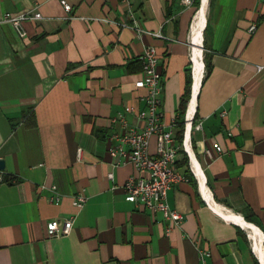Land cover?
<instances>
[{
	"label": "crops",
	"instance_id": "1",
	"mask_svg": "<svg viewBox=\"0 0 264 264\" xmlns=\"http://www.w3.org/2000/svg\"><path fill=\"white\" fill-rule=\"evenodd\" d=\"M66 1L70 11L61 0H0V19L42 14L23 23L25 37L0 23V264H262L248 230L224 214L257 226L264 248V0H208L199 41L193 25L202 0H131L144 34L122 25V0ZM150 45L163 73V120L186 145L175 164L185 178L168 196L184 215L175 225L126 199L127 179L148 173L111 154L123 132L113 118L126 106L129 126L147 125L138 114L147 90L135 82ZM81 190L89 199L77 208ZM70 217L69 234H48L49 222Z\"/></svg>",
	"mask_w": 264,
	"mask_h": 264
},
{
	"label": "built area",
	"instance_id": "2",
	"mask_svg": "<svg viewBox=\"0 0 264 264\" xmlns=\"http://www.w3.org/2000/svg\"><path fill=\"white\" fill-rule=\"evenodd\" d=\"M66 11L72 9L71 4L66 0H61ZM185 5H193L195 0H182ZM127 7L128 20L122 25L134 28L139 34L150 33L140 26L138 17L135 14L131 0H122ZM42 18V14L36 8L25 10L22 12H6L0 19L1 22L12 24L19 32L20 36L27 35L23 27V23L27 20H38ZM256 24H252L249 28L251 32L256 30ZM161 36L160 33H154ZM143 62V74L141 78L136 80L137 87L145 88L146 108L138 114L147 121L144 128L129 126L126 119V112L132 111L133 107L128 105L125 113H120L113 118L114 122H120L123 126L122 134L115 135L119 143L111 148V154L117 158L116 163L122 164L126 161L132 162L139 170L146 171L148 176L138 177L130 176L125 182L123 188L125 197L128 201L138 206H144L152 212L161 211L164 218L171 225L180 224L184 220V215L169 203V191L173 184L183 180L185 177L178 172L175 164L178 159L181 148L186 149L185 141L180 144L177 140L175 132V124L168 127L163 120L162 95L164 91L163 73L159 65V55L155 46H147L141 55ZM196 129L202 128V123L195 124ZM157 137L156 153L150 151V140L152 136ZM217 150L221 151V146H217ZM83 149L78 148V158H81ZM208 153L209 150H207ZM109 177L114 179V174L110 173ZM3 177L0 176V180ZM52 189L55 192L56 186ZM55 202L60 201V196L55 192L52 198ZM89 197L84 190L74 194L73 204L77 208H82L87 203ZM74 224V217L64 220H52L48 223L47 231L50 236L69 234ZM170 225V226H171ZM169 227L168 230H170ZM210 252L201 251V259L205 262V258Z\"/></svg>",
	"mask_w": 264,
	"mask_h": 264
},
{
	"label": "bare ground",
	"instance_id": "3",
	"mask_svg": "<svg viewBox=\"0 0 264 264\" xmlns=\"http://www.w3.org/2000/svg\"><path fill=\"white\" fill-rule=\"evenodd\" d=\"M202 3L203 4H202V6L199 8V10L197 12V15L195 17V22H194V25H193L194 36H196L198 41L201 40V37H202V36L200 37V35H201V30H202V27H203V23H204L203 22L204 13H205V11L207 9L206 6H207V3H208V0H203ZM197 49L198 48L195 47V50L199 51V49L198 50ZM200 65H201V62L196 58V90L198 89L199 75L201 74L200 73ZM212 204H213V202H212ZM224 215L227 216L228 218L238 222L246 230H248V233H250L251 236H252V239H253V242H254V246L257 249V252H258L259 256L262 259V264H264V248H263V243H262L263 235H262L261 230L257 226H255V225H253L251 223H248L242 216H240L238 214L229 213V214H224Z\"/></svg>",
	"mask_w": 264,
	"mask_h": 264
},
{
	"label": "trees",
	"instance_id": "4",
	"mask_svg": "<svg viewBox=\"0 0 264 264\" xmlns=\"http://www.w3.org/2000/svg\"><path fill=\"white\" fill-rule=\"evenodd\" d=\"M200 1L201 0H195V2H194L195 6H199ZM205 48H206V50H205L204 59H205V64H206V70H207V74H210L212 71L213 65H212L211 53L209 51V46L207 43L205 44ZM190 93H191V81L188 80L186 88H185V92L181 96V100H180V109H181L182 115H183L185 108H186V105L189 101ZM182 118H183V120L180 122L181 131H183V129H184V117L182 116ZM246 219L259 224V220L253 214H246Z\"/></svg>",
	"mask_w": 264,
	"mask_h": 264
},
{
	"label": "water",
	"instance_id": "5",
	"mask_svg": "<svg viewBox=\"0 0 264 264\" xmlns=\"http://www.w3.org/2000/svg\"><path fill=\"white\" fill-rule=\"evenodd\" d=\"M203 0L201 1V6H202V3ZM5 168V160L3 158H0V169H4Z\"/></svg>",
	"mask_w": 264,
	"mask_h": 264
}]
</instances>
